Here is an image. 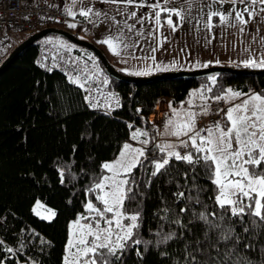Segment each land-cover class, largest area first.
<instances>
[{"label":"trees","instance_id":"obj_1","mask_svg":"<svg viewBox=\"0 0 264 264\" xmlns=\"http://www.w3.org/2000/svg\"><path fill=\"white\" fill-rule=\"evenodd\" d=\"M161 17L168 13L162 12ZM75 20V28L66 27L81 31L85 21ZM39 41L26 46L0 71L3 264H64L71 222L87 212L89 202L103 207L96 192L89 191L104 176L102 165L113 161L137 130L147 132L143 139L149 142L141 164L125 177L132 198L125 200L123 211L139 213L133 239L147 243L129 241L115 264H264V222L253 224L257 218L245 215L241 219L230 213L219 219L217 189L202 161L193 169L173 157L152 175L154 162L164 154L156 147V127L149 120L160 100L178 106L194 89H201V96L208 100L224 96L228 89L264 95V73L130 83L112 79L102 69L107 88L119 100L118 106L114 101L112 109L102 111L88 103L85 90L71 83L62 67L51 68L41 61ZM98 48L110 62L105 49ZM181 192L183 197L178 196ZM36 201L52 209L55 217H37L32 211ZM200 213L220 227L210 228L199 219ZM229 228L234 230L232 238L225 241L222 235ZM168 234H173L172 239L160 243ZM229 252L231 256L226 255Z\"/></svg>","mask_w":264,"mask_h":264},{"label":"snow or ice","instance_id":"obj_2","mask_svg":"<svg viewBox=\"0 0 264 264\" xmlns=\"http://www.w3.org/2000/svg\"><path fill=\"white\" fill-rule=\"evenodd\" d=\"M76 0H73L75 5ZM109 3H123L125 6L144 7V3L137 4L136 0H103ZM171 0H157V3L149 5L151 7L154 17L149 19L155 20L157 25L161 24V12L168 13V19L165 21L167 25L175 32L176 26L173 25L172 16L178 17L181 21L184 19L182 10L176 8L166 7ZM224 2H231L233 8L227 14L219 11H209L207 13V20L204 27L209 31L212 29V19L214 16L219 18L221 24H226L230 27H235L239 24L241 33L244 31L245 25L249 23L255 13L252 11L253 6L259 4L264 5V0H249L245 7L239 9L236 7L237 0H211L208 7L211 9L212 4ZM239 3L245 4V0H239ZM264 12V7L260 8ZM66 14L75 19L78 14L84 17L93 26L103 23L102 13L94 11L92 8L80 9L78 13L73 12L71 8L66 9ZM234 14L233 22H229V18ZM245 14L248 19L246 20ZM127 19H134L136 23L143 25V20L137 17L136 12L126 13ZM70 28H75L76 24L68 25ZM129 33H133L135 29L134 24H128L126 21L122 26ZM121 29L118 28V31ZM155 31V30H154ZM134 35L143 36L140 30L136 29ZM154 38V37H153ZM166 39V38H165ZM122 37H109L98 43L106 44L110 52L114 55H119L115 50L114 43H122ZM135 43V42H134ZM138 46V44L136 45ZM125 48L128 45H124ZM155 48L152 49L154 53ZM155 61L154 55L151 57ZM247 68H264V57L260 59L249 58L241 62ZM207 66V65H205ZM41 67L43 65L41 64ZM161 65H156V70H161ZM49 71L51 69H48ZM163 70H167L164 68ZM151 71V68L149 69ZM137 75L147 73H136ZM71 83H78L71 78ZM214 82L215 77H210ZM87 82V81H85ZM106 83V82H105ZM83 88V84H79ZM211 91V89H209ZM191 95V94H190ZM247 97L242 99V97ZM240 100L238 104H233L225 112V126L222 127L220 122H217L213 127L207 129L196 130L195 117L196 113L188 112L186 120L181 123H174L172 120L168 121L165 126V133L168 134V129L171 127L170 134L175 136L178 140L181 136H187L190 141L192 151L181 154L174 151L177 145L163 144L157 145L160 152L164 154V158L160 161L154 162L153 176H156L166 165L169 164L171 158L182 160L193 166L200 164L201 161L207 173H210L209 178L216 186L217 195L215 196V204L221 209L219 219L224 220L226 214L230 213L231 217L243 218L245 215L257 218L253 220V224L264 222V95L257 93L245 94L239 91L228 89L224 96H216L214 100ZM86 100L88 97L85 98ZM203 99V97H202ZM116 105H119L118 98L115 100ZM191 106V101H189ZM95 107V105H91ZM208 109L205 105L204 114H207ZM131 127V125H130ZM207 132V136L201 135V132ZM147 132L137 131L133 133L132 139L137 140L140 136H147ZM148 140L141 141L142 144L147 145ZM180 147H188V141H181ZM145 155L143 148H132L129 144H124L119 158L114 162L104 163L102 169L106 172L112 173L110 176H102L101 179L95 183L94 187L89 191L96 192L97 201L103 205L102 208H97L91 202L86 205V211L90 214H95L93 220L91 216L77 217L76 221L70 225V229H76L70 235L68 245L65 249L64 264H115V261L120 259L123 251L129 247V241L132 245H139L147 243L140 239H133L136 235L134 230L139 228V213L127 214L124 209L125 200L131 199L132 187L126 178L130 175L133 168L141 164L140 158ZM63 176V174H61ZM63 182V179H62ZM178 196L183 197L184 193H178ZM196 202L199 203L197 197ZM43 205L37 201L33 212L40 215L38 209ZM185 211V209H181ZM111 213V218L106 214ZM56 213L48 210L47 216H41L42 219H50L55 217ZM216 216V213H212ZM88 219L91 222L88 224H81L80 221ZM199 219L209 223L210 228H219L220 226L208 221V216L204 213L199 214ZM124 220L129 223H123ZM101 221L106 225L101 227ZM179 223V221H175ZM114 225V227H113ZM234 230L229 228L223 233L222 239L227 241L232 238ZM248 229H245L247 232ZM173 234H168L163 237L160 243L167 242L172 239ZM91 237V239H89ZM237 242L241 239L237 237ZM2 243V242H0ZM247 247V245H246ZM9 253L13 249L8 248ZM138 255L141 253L138 251ZM226 255L231 256L229 252ZM0 264H3L0 261ZM246 264H251V261H246Z\"/></svg>","mask_w":264,"mask_h":264},{"label":"rangeland","instance_id":"obj_3","mask_svg":"<svg viewBox=\"0 0 264 264\" xmlns=\"http://www.w3.org/2000/svg\"><path fill=\"white\" fill-rule=\"evenodd\" d=\"M189 1H192V0H189ZM193 3H195L193 7H195L196 10H199L201 8L202 10L200 11L205 10L206 13H208L209 11H219L220 12V8H221L220 3L212 4L211 9L208 7L209 3H211V0H208L206 3L205 2L199 3V1L191 2V5H193ZM84 6L86 8H90L89 3H84ZM183 9H185V7L181 8V10ZM95 11L101 12L102 13L101 18L103 19L106 15L107 9L106 10L97 9ZM198 13H203V12H198ZM172 18L173 17H171V19ZM202 21L203 19L198 18L195 22L198 25L197 26L198 31L197 33H194V36L196 39L194 42L189 43L190 45L189 49L186 45L180 46L183 52H186L187 50H189V52L191 51L196 52V54L198 55L196 58L197 61H208V64H206L207 66L203 65L202 67H199L198 69H203V68L211 67V66L247 68V67H244L242 63L231 64L230 62L236 61L235 59H231V53L233 50L232 47H234L233 45H236V48H237L236 55H240L241 52L242 53L244 52L243 50L245 48L249 49L251 47V46H244V45H251L250 42L247 43V40L246 41L243 40L242 42L240 41L237 43L236 42L237 34L235 35L230 32L227 33V31L223 28L217 16H214L212 19L211 31H209L208 29L204 30L201 28L200 23ZM72 23H76V20L73 18L70 19L68 17L67 20L65 21V24H62L61 29L69 31L70 33L74 34L76 37L80 39L91 41L89 35L91 31H92L91 35H94L93 24L90 28L85 26L81 29L82 31L75 32L73 30H69L66 27ZM173 25L175 26L174 21H173ZM162 28L163 29H161V32H159L161 41L163 39L162 45H169L168 47L172 55V53L175 52L174 49H176L178 45H180L181 43V37L182 35L184 36V31H186L185 29L186 26L183 25L179 30L175 32H173L167 24H165ZM151 29L152 27L150 24L149 30L145 31V29H143L144 30V32H142L144 33L143 36L137 37L134 35V39L131 44L132 45H137V44L138 45H155L157 43L156 42L157 37H156V34L153 31H151ZM179 31H181V37L178 36ZM25 36L26 34L10 33V36L8 38H5L7 40L0 39V47H2L0 49V62L6 58V56L12 51V49L20 41H22L25 38ZM254 40L256 41L254 45H259V47L260 45H264V35L256 36ZM164 41L166 42V44ZM39 43L41 46V53H42L41 61H44V64L48 63L51 68L52 67H62L69 78L76 80L78 82L77 83L78 85L83 84L84 85L83 89L86 92V97H88L87 101L89 104L95 105L99 101L101 104H103V107H104L102 108L103 111H109L115 106V103L113 101L116 100V97L107 88V79L102 74V68L97 58L90 51H86L84 48L76 46L75 44L67 41L66 39L58 35H47L41 38ZM262 49H264V46L260 47V50ZM135 50H137L136 47H135ZM110 62L114 64L112 59H110ZM144 62H146L145 54L143 52H140V53L135 54V56L133 57L127 56L126 62L123 64V66L117 67L118 68L117 70L121 71V73L123 72L122 74L126 76L143 77L144 75H137L136 73L143 72L141 70H144L145 68L143 66ZM114 67L116 68V65H114ZM198 69H190V70H182V71H192V70H198ZM175 71H178V70H175ZM201 91H202L201 89L192 90L190 92L191 95L189 94L186 100L178 106H171L167 100L163 102H159L160 105L158 106L159 109L157 111V114L155 111H153L149 115V119H151L152 121L151 123L154 124V126L156 127V131H157V139L155 141L156 143H158L159 145H163V144L177 145V147L173 150L178 151L181 154L188 153L192 150L189 138L187 136H181L180 139L178 140L175 136L170 134L171 127H169L168 129V134H162V133H165V126L168 124L169 120H172L174 123H181L186 120L187 118L186 114L188 112L196 113L197 115L201 113V109L198 106H201L205 102L204 98L202 99ZM244 98H247V97H242V99ZM189 101H191V106L189 105ZM224 102L226 104V108L224 110L223 122L221 123L222 127H224L226 123L225 112L227 110V104L231 103L230 105L231 107L233 104H238L241 101L238 99L233 100L229 98L227 101L224 100ZM162 109L164 110L161 111L162 116L160 117L159 110H162ZM210 127H213V126H208L207 128H210ZM206 136H207V132H206ZM143 140H144L143 136H140L137 140H133L131 136L130 141L127 144H129L132 148H143L145 150L146 146L141 143V141ZM181 141H188V147H180L179 145ZM122 149L120 150L118 156L111 162H114L117 158H119ZM111 162H107V163H111ZM110 175H112V173L105 171L104 176H110ZM122 178H125V177H122ZM36 203L37 201L33 205L32 211H33V208L36 206ZM40 204L43 205L41 202ZM93 205L95 206V204ZM97 208H100V207H97ZM48 210L53 211L52 209L47 208L46 206L43 205L42 208L37 210L40 212V215H37L34 212L33 213L37 217L41 218V216L48 215ZM106 215L108 216V218H111L112 216L111 213L106 214ZM82 216L84 217L91 216L93 220L95 219L94 213L90 214L89 212H86ZM50 219H44V220H50ZM75 221L71 222L70 225H72ZM90 222L91 221L88 219H84L80 221L81 224H88ZM123 223L127 224L129 223V221L124 220ZM105 226L106 225H104V223L101 221V227H105ZM74 231H76V229H69V239H70L71 233ZM89 239H91V237H89Z\"/></svg>","mask_w":264,"mask_h":264},{"label":"crops","instance_id":"obj_4","mask_svg":"<svg viewBox=\"0 0 264 264\" xmlns=\"http://www.w3.org/2000/svg\"><path fill=\"white\" fill-rule=\"evenodd\" d=\"M189 1V0H188ZM186 1V0H171L169 4L166 5V7L169 8H176L180 9L182 7H185V9L182 10L184 19L181 21L178 17L176 20L172 18L174 21V24L176 26V29L179 30L183 25L186 26V31H184V36L181 37V31H179V35L181 37V43L178 45L176 49H174V53H170L169 45H162L163 39L161 41L160 39V33L162 27L167 24L165 21L168 17H161V24L157 25L155 23L154 18L149 19L150 17H154V13L149 7V5L157 3V0H136L137 4L143 2L144 7H133V6H125L122 2L121 3H109V2H103V0H76L75 5H73V0H56L55 4L59 6L60 8L66 9L71 8L73 12L78 13L80 9H86L84 6V3H89V7L92 8L94 11L97 9L106 10V15L103 18V23H99L93 28L90 33V40L92 43H94L97 47H103L107 54L109 55V60L112 59L113 66L116 65L117 67L123 66V64L126 62V57L130 56L133 57L135 54L143 52L146 57V62L143 63V66L145 67L144 70H141L143 72L141 73H147V74H141L144 76L152 75L155 73H161V72H167V71H182V70H190V69H198L199 67H202L203 65L208 64V61H197V54L194 51L189 52L187 50L186 52H183L182 48L180 46L186 45L189 49V43H192L195 41L194 33H197L198 28L197 24L195 23L198 18L203 19V21L200 23L201 28L206 30L207 28L204 27V23L207 20V13L206 11H200L196 10L195 3L191 5V2L199 1V3H206L208 0H192V1ZM162 3V0H160ZM249 2V0H245V4L239 3V0H237L236 7L239 9H242L246 6V4ZM264 7V5H255L252 8V11L255 13L253 19L247 23V25L243 26L244 31L241 33L240 31V25L236 24L235 27L227 26L226 24H222L223 28L227 31V33L237 34L236 42H242L243 40H247V43L250 42L251 45H244V46H251L249 49H244L243 53L241 52L240 55H236V45H233L234 47L231 53V59H235V62L233 63H241L242 61H245L249 58L253 59H260L264 57V49L260 50V47L264 45H254L256 41L254 40L256 36H263L264 35V12L260 11V8ZM233 8V4L231 2H224L221 5L220 12L223 14H227L231 11ZM136 12L137 17L143 20V25L140 23H136V20L134 19H127L126 13ZM163 12V11H162ZM161 12V15H162ZM203 12V13H198ZM69 18H73L69 16ZM75 18L83 19L85 21V24L89 25V28L92 26V23H89L85 20L84 17L76 15ZM246 20L248 19L247 14H245L244 17ZM234 20V14L232 17L229 18V22H233ZM125 21L128 24H134L135 29L133 33L127 32L125 29H122L123 24ZM151 24V31H153L156 34L157 37V43L155 45H132V41L134 39V32L136 29L140 30L141 32L149 30ZM186 24V25H185ZM118 28L121 30L118 31ZM155 30V31H154ZM176 30V31H177ZM82 31V30H81ZM162 35V34H161ZM116 37L121 36L122 37V43H119L118 45L114 43L115 50L119 52V55H114L112 52L109 51L108 46L106 44L98 43V41L104 40L109 37ZM93 37V38H92ZM161 42V43H160ZM165 42V41H164ZM128 45L127 48L124 47V45ZM166 44V42H165ZM135 47L137 50H135ZM155 48L156 51L153 53L152 49ZM199 54V53H198ZM154 55L155 61L151 59V57ZM112 62V61H111ZM156 65H161V70H156ZM151 68V71L149 69ZM164 68H167V70H163ZM121 72V71H120ZM123 73V72H122ZM256 93V92H252ZM246 97V96H245ZM165 101V99L160 100V102ZM231 103L227 104V109L230 107ZM185 119V118H184Z\"/></svg>","mask_w":264,"mask_h":264},{"label":"built area","instance_id":"obj_5","mask_svg":"<svg viewBox=\"0 0 264 264\" xmlns=\"http://www.w3.org/2000/svg\"><path fill=\"white\" fill-rule=\"evenodd\" d=\"M55 1L56 0H0V39L8 38L10 33L27 35L47 27L58 26L65 23L68 15L64 9L55 4ZM1 48L2 47H0V49ZM159 105L160 104H158L154 110L156 114ZM205 105L208 109L207 114H204ZM95 107L99 110L104 108L103 104L99 101L95 104ZM198 107H200L201 113L195 117L196 130L206 129L208 126H214L217 122H223V114L226 108L224 100H205V102ZM163 110L164 109L159 110L160 117L162 116L161 111ZM201 134L205 136L206 131L201 132ZM1 223L2 221L0 220V224Z\"/></svg>","mask_w":264,"mask_h":264},{"label":"water","instance_id":"obj_6","mask_svg":"<svg viewBox=\"0 0 264 264\" xmlns=\"http://www.w3.org/2000/svg\"><path fill=\"white\" fill-rule=\"evenodd\" d=\"M47 35H58L67 41L75 44L76 46L82 47L90 51L101 63L102 69L106 75H108L112 79H116L119 81H126L130 83H141V82H149L155 80H164V79H173V78H185V79H196L208 77L211 75L229 73V74H239V75H259L264 73V68L253 69V68H233V67H219V66H211L203 69L192 70V71H168L155 73L153 75L143 76V77H132L123 75L120 71H118L111 63L108 61L106 56L102 53V51L91 41H87L84 39H80L76 37L74 34L70 33L67 30L58 28V27H48L37 31L27 37H25L22 41H20L12 51L6 56V58L0 62V71L3 70L12 60L13 58L19 54L26 46L34 43L35 41L47 36Z\"/></svg>","mask_w":264,"mask_h":264}]
</instances>
